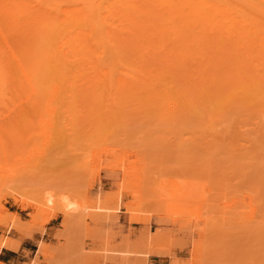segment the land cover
Listing matches in <instances>:
<instances>
[{"label":"rangeland","instance_id":"obj_1","mask_svg":"<svg viewBox=\"0 0 264 264\" xmlns=\"http://www.w3.org/2000/svg\"><path fill=\"white\" fill-rule=\"evenodd\" d=\"M243 1L264 13V0ZM222 2L224 9L232 8ZM236 8L227 20L236 16L264 34V21ZM91 41L82 46L86 59L94 52ZM220 44L214 53L222 63L236 52L231 44ZM165 50L160 53L172 54ZM117 51L113 64L106 58L102 65L52 63L44 72L41 98L19 80L15 91H5L0 104V241L9 238L18 247L22 240L32 241L25 264H147L150 257L163 258L165 264H264L263 109L257 111L250 101L243 106L231 101L195 115L192 110L186 117L164 115L163 92L175 102H201L187 93L190 86L178 82L183 71L192 72L185 75L192 81L198 78L199 63L193 60L191 70H183L171 55L158 57L170 56L172 61L165 60L169 66L148 50L142 54L152 66L134 65L137 54ZM220 64L216 69L223 68ZM250 64L260 69L251 66V74L264 76V59ZM138 67L154 72L143 75ZM173 67L182 71L177 74L180 69ZM229 76L214 85L220 93L228 90ZM115 80L128 89L118 108L114 99L120 93L111 89ZM82 91L101 95L99 105L85 100ZM47 106L54 111L46 112ZM52 224L54 231L45 234ZM40 243L44 256L38 252Z\"/></svg>","mask_w":264,"mask_h":264},{"label":"bare ground","instance_id":"obj_2","mask_svg":"<svg viewBox=\"0 0 264 264\" xmlns=\"http://www.w3.org/2000/svg\"><path fill=\"white\" fill-rule=\"evenodd\" d=\"M32 1L1 0L3 4L1 3L0 5V37L4 49L0 51V104L8 88L13 91L16 90L18 80L22 81L23 85L31 93L41 98L40 91L44 72L46 68L52 67V63L69 65L78 62L82 65H92L93 63L102 65L104 62H101L102 58H106L107 62L113 64V57L115 59V56L118 54L116 51L119 50L120 53V50L125 51L126 49L128 53L134 52L133 55L137 54L135 56L139 59H135V62L133 59L134 63L137 61L139 64L131 63L149 66L148 63H151V59L147 56L146 59L149 60L147 61L145 59L146 54L144 53L150 50L149 55L151 54L153 58L159 59L158 57L168 56V51L166 54L160 52L164 51L165 53L167 50L165 48H169L172 54H174L172 51L176 50L175 56L169 55L173 58L175 57L172 60L181 64L183 70L185 67L189 69L190 67L192 68L193 64L199 63L197 66H200V69L195 65L199 69V71L197 69V74L199 72L198 78L195 77L197 74L193 71L195 76L192 75L191 77H195V80L192 81L193 78L188 79L187 77H190L191 71H188V74H186L187 71H183L187 76H183L181 72L178 82L180 84L182 81L181 84L184 82L187 87L190 86L191 89H188L189 92L187 91V93L192 92L194 97L197 96L201 99V102L194 101L188 103L183 98H177L176 103L174 99L172 100L169 97L168 91L163 92L165 101L161 105L162 114L170 117H186L192 110L197 111L194 112L195 115V113L201 112L207 106L224 107L231 101H235L237 105L241 104L240 106H243L242 103L250 101L249 104L253 103V107H256L257 111H260L257 108H261L263 110L260 113L262 112V115L264 113V94L262 97L260 96L264 89L260 88V84L264 81V76L256 77L251 74L253 73L250 72L253 65H248L249 61L251 63L264 59V34L249 27L250 23H247L246 20L236 21V16L231 20H227L228 17L236 14L233 10L239 7L242 13L243 11H248L243 14L248 16L250 13V18L256 16L260 19L256 21L262 24L264 13L258 11L254 7L256 5L254 3H246L243 0H225L230 5L229 7L232 6V8L227 7V9H224L222 7L223 2L221 3L222 0H36L37 5L30 6L29 3ZM64 2H67V5H62ZM69 2L72 4L69 5ZM226 3L225 5H227ZM256 7L259 6L257 5ZM115 21L117 25H114ZM248 22L251 21L249 20ZM118 26L120 28H117ZM240 27H243L245 30H242ZM117 32L119 35H117ZM88 39L92 40L91 43L94 44L95 48L93 54L90 55L91 57L86 59L85 53L87 49L82 46L87 43L86 40ZM55 40L59 41L55 44ZM232 40L235 41L232 43ZM219 43H221V48L222 46L224 48V44H231L235 48L234 52L236 54L231 52L226 45V49L235 55V57L232 55L234 61H231L232 56L231 58H223V60L229 59L231 61L229 66L226 64L228 63L226 61L229 60L222 61V63L221 61L217 62L219 60L217 57L215 60L214 50ZM143 45L146 47H143ZM144 49L147 51H144ZM142 51H144L143 54L145 56H143ZM105 54L106 56H104ZM158 54H162L163 56ZM171 57H166L165 60L172 61ZM109 58L111 59L109 60ZM141 58H144L143 61L146 65L140 62ZM153 58L152 60H154ZM159 60L161 63L164 58L163 60ZM164 61L162 64L166 63L170 66V62L165 61L164 63ZM224 62L226 67L223 65ZM220 63L224 69H216ZM161 65L159 66L161 67ZM150 66L152 65L150 64ZM209 66H212L213 74H209L207 71ZM178 67H173V69ZM195 67L192 70H196ZM256 67L257 65L254 68L257 69ZM142 68L145 69L147 67H138L136 71L142 72L143 75L154 72L152 70L144 71ZM169 69L171 72L174 71L172 68ZM178 69L180 70L175 69L177 74L182 71V68ZM257 70L256 72L260 69ZM263 70L264 67L260 71L262 74L264 73ZM167 71L166 74L169 73V78H171L170 76L173 74L169 70ZM175 71L173 72L175 74L173 76L176 78ZM228 73H230V76L227 78V81L229 80V88L220 93V89L218 87L217 89L219 90L215 89L214 85L219 84L221 77L226 76ZM99 74L104 76L103 80H106V76L103 73L99 72ZM208 76H211V78L208 79ZM151 77L152 75H149V77L143 80L150 79ZM131 78L135 80V77ZM136 80L133 82L137 85L139 80ZM207 80H209V83H207ZM185 85H183L184 90L187 89H185ZM126 86L124 82H119L118 80H115L111 84V89H115V91H119L120 93L114 99L117 105L116 108L121 104L118 103V99L122 98V101L126 99L123 96L125 92H122L128 90ZM214 90L217 91L214 93ZM91 93L82 91L85 100L99 105L101 95ZM49 101L50 99H48ZM197 103H199V107ZM249 106L251 107V105ZM88 110L89 112L91 111V109ZM50 111L53 112L54 110H51L47 106L46 112L49 113ZM141 112L143 113L145 110ZM45 136L46 138L48 137L47 135ZM249 218L251 219L252 216ZM38 247V252L44 256L46 251L45 245L40 243ZM17 248L18 243L15 240L5 238L0 241V250L6 249L15 252Z\"/></svg>","mask_w":264,"mask_h":264},{"label":"crops","instance_id":"obj_3","mask_svg":"<svg viewBox=\"0 0 264 264\" xmlns=\"http://www.w3.org/2000/svg\"><path fill=\"white\" fill-rule=\"evenodd\" d=\"M54 231L52 224L48 225L45 229V234ZM34 246V243L30 240H22L19 244L18 249L14 252L11 250L1 249L0 250V263L3 264H25L26 260H22L26 257V253L29 252L28 247ZM166 260L160 257H150L147 259V264H165Z\"/></svg>","mask_w":264,"mask_h":264}]
</instances>
